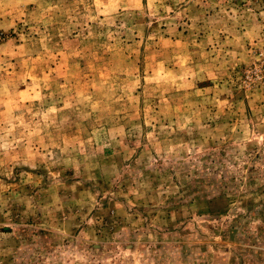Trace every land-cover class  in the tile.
I'll use <instances>...</instances> for the list:
<instances>
[{"label":"rangeland","instance_id":"obj_1","mask_svg":"<svg viewBox=\"0 0 264 264\" xmlns=\"http://www.w3.org/2000/svg\"><path fill=\"white\" fill-rule=\"evenodd\" d=\"M0 264H264V0H0Z\"/></svg>","mask_w":264,"mask_h":264}]
</instances>
